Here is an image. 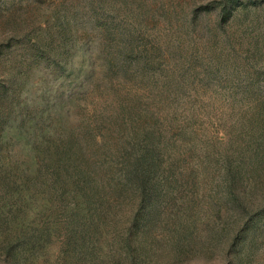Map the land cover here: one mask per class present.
Returning a JSON list of instances; mask_svg holds the SVG:
<instances>
[{"label": "rangeland", "instance_id": "rangeland-1", "mask_svg": "<svg viewBox=\"0 0 264 264\" xmlns=\"http://www.w3.org/2000/svg\"><path fill=\"white\" fill-rule=\"evenodd\" d=\"M0 264H264V0H0Z\"/></svg>", "mask_w": 264, "mask_h": 264}]
</instances>
